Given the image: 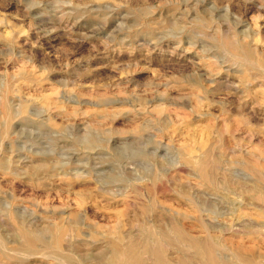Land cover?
<instances>
[{"label": "rangeland", "instance_id": "obj_1", "mask_svg": "<svg viewBox=\"0 0 264 264\" xmlns=\"http://www.w3.org/2000/svg\"><path fill=\"white\" fill-rule=\"evenodd\" d=\"M210 263L264 264V0H0V264Z\"/></svg>", "mask_w": 264, "mask_h": 264}, {"label": "bare ground", "instance_id": "obj_2", "mask_svg": "<svg viewBox=\"0 0 264 264\" xmlns=\"http://www.w3.org/2000/svg\"><path fill=\"white\" fill-rule=\"evenodd\" d=\"M215 220V219H214ZM217 224V223H216ZM215 225V224H214ZM217 226V225H216ZM235 227V226H234ZM241 230V229H240ZM255 232V231H254ZM224 235V234H223ZM157 236V235H156ZM160 236V235H159ZM114 241V240H113ZM112 241V242H113ZM163 243V242H162ZM214 243V242H213ZM163 247H165L164 246V244H163ZM167 247V246H166ZM169 250V249H168ZM154 252H155V254H156V256L158 257V259H159V262L160 263H162V259H164V257L162 256V254H163V249H162V247L160 246V245H157L155 248H154ZM186 252V251H185ZM242 259H240V261H241ZM224 262H225V259H224ZM246 262V261H245ZM213 263V262H212ZM215 263V262H214ZM250 263V262H249ZM211 264V263H210Z\"/></svg>", "mask_w": 264, "mask_h": 264}]
</instances>
